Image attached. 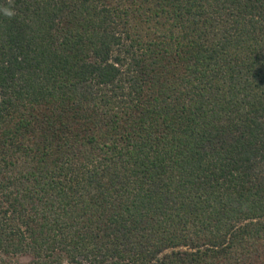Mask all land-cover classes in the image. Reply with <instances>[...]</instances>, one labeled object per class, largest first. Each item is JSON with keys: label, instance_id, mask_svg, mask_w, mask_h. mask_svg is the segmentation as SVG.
Masks as SVG:
<instances>
[{"label": "trees", "instance_id": "trees-1", "mask_svg": "<svg viewBox=\"0 0 264 264\" xmlns=\"http://www.w3.org/2000/svg\"><path fill=\"white\" fill-rule=\"evenodd\" d=\"M0 264H264V0H0Z\"/></svg>", "mask_w": 264, "mask_h": 264}]
</instances>
